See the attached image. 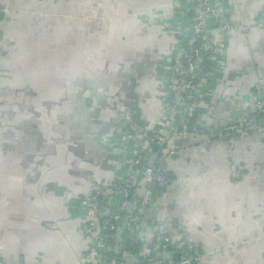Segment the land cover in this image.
I'll return each instance as SVG.
<instances>
[{
  "label": "crops",
  "instance_id": "1",
  "mask_svg": "<svg viewBox=\"0 0 264 264\" xmlns=\"http://www.w3.org/2000/svg\"><path fill=\"white\" fill-rule=\"evenodd\" d=\"M223 3L226 32L192 118L198 133L244 124L264 98V0ZM0 6V264H108L97 235L83 231L80 202L101 190L107 210L118 203L131 147L120 101L149 129L163 121L187 3ZM165 170L170 183L143 217L142 240L186 234L202 264H264V120L230 139L189 135Z\"/></svg>",
  "mask_w": 264,
  "mask_h": 264
},
{
  "label": "built area",
  "instance_id": "2",
  "mask_svg": "<svg viewBox=\"0 0 264 264\" xmlns=\"http://www.w3.org/2000/svg\"><path fill=\"white\" fill-rule=\"evenodd\" d=\"M186 3L192 15L191 26L189 35L177 48L169 74L171 98L163 121L149 129L140 122L136 109L120 101L131 147L126 160L128 174L116 184L118 203L107 210L103 205L101 190L80 202L85 212L83 231L97 235L98 255L109 261L108 264H202V255L186 234L178 238L158 234L152 240L139 237L143 217L154 204L157 191L170 183L165 162L178 152L180 143L189 135L203 139H230L237 133L256 131L264 120V99H261L256 103L254 114L244 124L232 123L202 133L193 128V114L202 88L218 58L229 9L223 0H186ZM5 11L4 6H0V17ZM259 22L264 28V12ZM121 227L137 251L125 245L123 236L119 254L110 257L114 235ZM177 251L184 252L182 258L174 257ZM130 257L135 262H131Z\"/></svg>",
  "mask_w": 264,
  "mask_h": 264
},
{
  "label": "trees",
  "instance_id": "3",
  "mask_svg": "<svg viewBox=\"0 0 264 264\" xmlns=\"http://www.w3.org/2000/svg\"><path fill=\"white\" fill-rule=\"evenodd\" d=\"M186 1V0H185ZM188 6V5H187ZM188 9V8H187ZM262 12H264V10L262 11ZM189 15H190V17H192V15H191V13L189 12ZM260 19V18H259ZM186 38H183V39H181V41H183V40H185ZM170 98H171V96H170ZM264 99V98H263ZM259 101V100H258ZM167 173V172H166ZM169 176V175H168ZM169 178H170V176H169ZM164 188V187H163ZM162 189V188H161ZM160 189V190H161ZM159 190V191H160ZM159 191H157V195H158V193H159ZM124 243H125V245H127V247L129 248V249H131V250H135V252L137 251V248L136 247H134V246H132L131 244H130V241H129V239L127 238V235H126V233H124ZM196 248H197V246H196ZM197 250H198V248H197ZM198 252L202 255V253L198 250ZM184 252H182V251H177L176 253H174V257L176 258V259H179V258H182L183 257V254Z\"/></svg>",
  "mask_w": 264,
  "mask_h": 264
},
{
  "label": "water",
  "instance_id": "4",
  "mask_svg": "<svg viewBox=\"0 0 264 264\" xmlns=\"http://www.w3.org/2000/svg\"><path fill=\"white\" fill-rule=\"evenodd\" d=\"M148 261H144L143 263H147Z\"/></svg>",
  "mask_w": 264,
  "mask_h": 264
}]
</instances>
